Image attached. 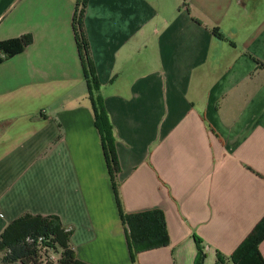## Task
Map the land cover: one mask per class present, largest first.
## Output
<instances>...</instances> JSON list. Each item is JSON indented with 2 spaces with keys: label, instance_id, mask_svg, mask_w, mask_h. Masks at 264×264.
<instances>
[{
  "label": "crops",
  "instance_id": "crops-1",
  "mask_svg": "<svg viewBox=\"0 0 264 264\" xmlns=\"http://www.w3.org/2000/svg\"><path fill=\"white\" fill-rule=\"evenodd\" d=\"M75 4L0 0V41L31 38L0 63V232L25 214L55 216L86 264H194L193 234L214 262L232 254L264 215V0H88L92 91L121 207L159 209L168 234L134 262ZM258 251L264 261V240Z\"/></svg>",
  "mask_w": 264,
  "mask_h": 264
},
{
  "label": "trees",
  "instance_id": "trees-1",
  "mask_svg": "<svg viewBox=\"0 0 264 264\" xmlns=\"http://www.w3.org/2000/svg\"><path fill=\"white\" fill-rule=\"evenodd\" d=\"M87 3L88 0H76L72 28L88 87L94 126L102 144L119 217L126 228L130 258L134 262L136 254L141 251L167 246L168 234L159 209L128 214L121 207L117 180L119 165L112 129L100 97L93 95L98 83L89 63L88 44L83 33ZM30 43L28 35L0 41V63L20 54ZM258 65L264 68V64L258 62ZM192 237L196 248L194 264H202L205 257L202 240L194 234ZM263 240L264 215L232 254L226 256L216 252L214 264H264L258 251ZM0 260L3 264H86L76 258L70 244V230H66L57 217L31 214L13 220L0 232Z\"/></svg>",
  "mask_w": 264,
  "mask_h": 264
},
{
  "label": "rangeland",
  "instance_id": "rangeland-1",
  "mask_svg": "<svg viewBox=\"0 0 264 264\" xmlns=\"http://www.w3.org/2000/svg\"><path fill=\"white\" fill-rule=\"evenodd\" d=\"M202 264H214V258L211 255H207L204 257Z\"/></svg>",
  "mask_w": 264,
  "mask_h": 264
}]
</instances>
